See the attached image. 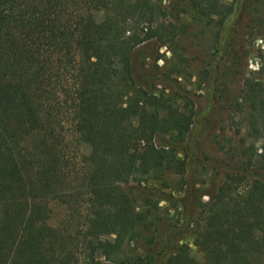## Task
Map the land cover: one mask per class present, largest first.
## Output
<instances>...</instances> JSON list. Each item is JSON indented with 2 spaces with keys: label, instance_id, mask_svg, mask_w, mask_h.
I'll return each instance as SVG.
<instances>
[{
  "label": "trees",
  "instance_id": "trees-1",
  "mask_svg": "<svg viewBox=\"0 0 264 264\" xmlns=\"http://www.w3.org/2000/svg\"><path fill=\"white\" fill-rule=\"evenodd\" d=\"M236 1L181 0L218 24ZM164 16L152 0H0V264H264V142L251 146L259 171L243 191L231 184L244 171L228 168L208 193L192 228L199 260L177 251L181 228L155 259L123 255L153 240L142 235L158 209L146 182L185 170L164 136L180 141L189 117L132 77L131 52L161 37ZM242 98L249 136L264 138V81L245 80ZM66 128L89 147L79 163ZM52 203L64 205V226ZM182 219L187 230L190 213Z\"/></svg>",
  "mask_w": 264,
  "mask_h": 264
},
{
  "label": "rangeland",
  "instance_id": "rangeland-1",
  "mask_svg": "<svg viewBox=\"0 0 264 264\" xmlns=\"http://www.w3.org/2000/svg\"><path fill=\"white\" fill-rule=\"evenodd\" d=\"M152 1L165 13L160 20L165 28L161 37L153 36L131 52L132 77L137 85L166 98L173 109L189 117L188 131L180 141L171 138L174 132L164 136L185 163V170L166 172L161 182H146L158 197V209L142 235H152L153 240L148 244L140 237L123 247V255H138L139 263H144L148 252L155 259L171 232L181 228L176 250L199 260L192 228L203 220L208 193L221 185L228 168L244 171L241 176L232 174L231 189L237 193L259 171L254 155L250 164L247 159L251 146L259 152L264 138L249 136V110L242 96L245 80L264 81V0L236 1L238 9L221 24L216 18H192L181 0ZM94 16L99 19L100 13ZM63 134L72 161L79 163L89 147L67 128ZM50 207L53 222L64 226L68 216L64 205L52 203ZM185 212L191 220L187 230L181 226ZM103 239L111 242L112 235Z\"/></svg>",
  "mask_w": 264,
  "mask_h": 264
}]
</instances>
